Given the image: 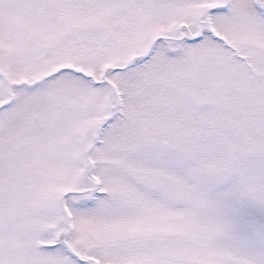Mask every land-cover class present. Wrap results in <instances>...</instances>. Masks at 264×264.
<instances>
[{
	"label": "snow or ice",
	"instance_id": "6c2138e0",
	"mask_svg": "<svg viewBox=\"0 0 264 264\" xmlns=\"http://www.w3.org/2000/svg\"><path fill=\"white\" fill-rule=\"evenodd\" d=\"M0 264H264V0H0Z\"/></svg>",
	"mask_w": 264,
	"mask_h": 264
}]
</instances>
